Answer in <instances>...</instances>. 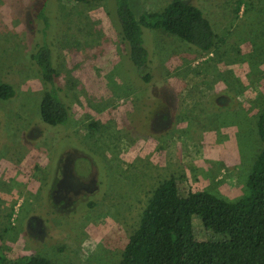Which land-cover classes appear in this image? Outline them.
I'll return each mask as SVG.
<instances>
[{
  "label": "rangeland",
  "instance_id": "obj_1",
  "mask_svg": "<svg viewBox=\"0 0 264 264\" xmlns=\"http://www.w3.org/2000/svg\"><path fill=\"white\" fill-rule=\"evenodd\" d=\"M212 23L217 48L199 54L144 30L152 78L137 75L116 0H0V264H121L154 191L228 202L249 194L263 149L264 0H185ZM138 17L171 0H131ZM47 18V19H45ZM49 22V24H47ZM54 49L66 125L42 121L49 87L32 54ZM104 165L102 169L101 166ZM200 241L220 238L193 218Z\"/></svg>",
  "mask_w": 264,
  "mask_h": 264
},
{
  "label": "trees",
  "instance_id": "obj_2",
  "mask_svg": "<svg viewBox=\"0 0 264 264\" xmlns=\"http://www.w3.org/2000/svg\"><path fill=\"white\" fill-rule=\"evenodd\" d=\"M87 4L99 0H73ZM124 42L137 75L147 83L152 78L144 30H160L178 38L199 54L217 48L212 23L203 10L185 0H171L160 12L135 13L131 0H116ZM47 19V18H45ZM49 24V22H47ZM39 46L32 54L44 83L49 87L41 104L42 121L52 127L66 125L71 109L57 86L54 49ZM15 89L0 82V98L10 100ZM0 122V129H1ZM263 149L248 179L249 194L228 202L207 191H181L182 178L172 177L154 191L139 229L130 237L121 264H264V111L259 120ZM102 169L104 165L101 166ZM198 216L216 241H200L193 218ZM10 264H52L37 255L21 257Z\"/></svg>",
  "mask_w": 264,
  "mask_h": 264
}]
</instances>
